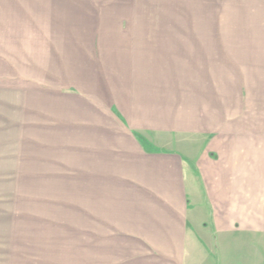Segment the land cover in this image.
I'll use <instances>...</instances> for the list:
<instances>
[{
    "label": "rangeland",
    "instance_id": "obj_1",
    "mask_svg": "<svg viewBox=\"0 0 264 264\" xmlns=\"http://www.w3.org/2000/svg\"><path fill=\"white\" fill-rule=\"evenodd\" d=\"M89 3L0 0V264H81L88 196L143 193L129 185L125 150L113 145L114 128L125 127L116 108L141 100L137 76L104 74L108 60L76 56L91 30L82 22ZM224 19L223 33L242 40L232 44L239 73L184 83L212 90L202 111L212 104L211 137L223 133L244 153L249 143L250 179L264 184V2L233 6ZM162 77L166 92L179 88L178 76ZM161 137L172 149L204 146L191 134ZM252 187L263 195L264 186ZM258 248L261 259L264 242Z\"/></svg>",
    "mask_w": 264,
    "mask_h": 264
},
{
    "label": "crops",
    "instance_id": "obj_2",
    "mask_svg": "<svg viewBox=\"0 0 264 264\" xmlns=\"http://www.w3.org/2000/svg\"><path fill=\"white\" fill-rule=\"evenodd\" d=\"M243 4L249 0H90L84 6L83 26L91 30L76 56L108 60L100 61L104 74L137 76L141 100L116 108L124 130L134 133L115 127L113 145L125 150L121 167L133 171L129 185L143 193L88 196L81 264H264L255 253L264 242V191L251 189L264 184L250 179L249 143L244 153L223 133L211 137L212 104L202 111L212 90L183 78L239 73L232 44L242 40L221 28L227 11ZM162 76H178L179 88L167 93L169 78ZM180 134L204 146L172 149L161 137Z\"/></svg>",
    "mask_w": 264,
    "mask_h": 264
}]
</instances>
